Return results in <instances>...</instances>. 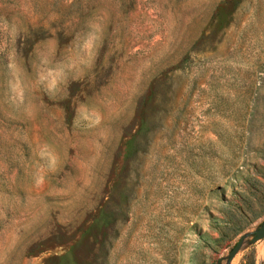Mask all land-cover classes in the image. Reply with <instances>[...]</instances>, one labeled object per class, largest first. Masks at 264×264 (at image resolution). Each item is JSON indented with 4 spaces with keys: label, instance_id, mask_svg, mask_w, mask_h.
Listing matches in <instances>:
<instances>
[{
    "label": "rangeland",
    "instance_id": "374dc122",
    "mask_svg": "<svg viewBox=\"0 0 264 264\" xmlns=\"http://www.w3.org/2000/svg\"><path fill=\"white\" fill-rule=\"evenodd\" d=\"M263 224L264 0H0V264H264Z\"/></svg>",
    "mask_w": 264,
    "mask_h": 264
},
{
    "label": "water",
    "instance_id": "95a60500",
    "mask_svg": "<svg viewBox=\"0 0 264 264\" xmlns=\"http://www.w3.org/2000/svg\"><path fill=\"white\" fill-rule=\"evenodd\" d=\"M245 237H242L241 241L237 244V246L234 248V250L231 252L230 254V261L233 260V258L237 255V253L239 252L243 241H244ZM264 239V224L262 225V227L256 231L255 233V238H254V242L260 241Z\"/></svg>",
    "mask_w": 264,
    "mask_h": 264
}]
</instances>
